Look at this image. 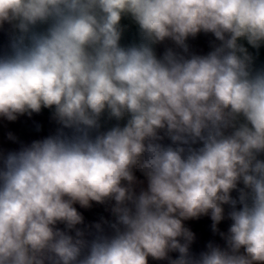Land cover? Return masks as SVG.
I'll return each instance as SVG.
<instances>
[{"label": "clouds", "instance_id": "9594fccd", "mask_svg": "<svg viewBox=\"0 0 264 264\" xmlns=\"http://www.w3.org/2000/svg\"><path fill=\"white\" fill-rule=\"evenodd\" d=\"M6 24L0 119L57 128L0 153V264H264V0H0ZM93 202L113 220L81 227ZM202 216L225 246L195 255Z\"/></svg>", "mask_w": 264, "mask_h": 264}, {"label": "crops", "instance_id": "0c3cea01", "mask_svg": "<svg viewBox=\"0 0 264 264\" xmlns=\"http://www.w3.org/2000/svg\"><path fill=\"white\" fill-rule=\"evenodd\" d=\"M122 23L125 26L122 44L128 45L133 42H138L139 35H138L137 26L129 19H125ZM9 31H10V28L7 24L2 29H0V54H3L8 49ZM213 41H214V37L211 34L200 33L194 38L190 37L187 41L189 45V54L206 55L209 51H211V45ZM166 47H174V45L172 44L171 41H167L165 42V44L159 45L157 47V54L158 55L162 54ZM249 50L253 53V56L255 58L254 66L256 68H264V46H262L258 51L255 49H251V48ZM51 115H52L51 110L42 109V111L39 114L34 113L31 117H28L27 115L21 116L22 117L21 120L25 127H36L37 125H39V127L43 126V128H47L45 125L39 124V122L37 123L35 122V121L43 120L47 124L51 126H55V128H57V125L51 120ZM1 120L2 119H0V121ZM114 123L115 121H111L107 126H111V124H114ZM165 142H168V141H165ZM137 177L141 181L143 180L146 181V179L140 173H137ZM145 183L147 184V182ZM235 195L236 193L234 192L233 196ZM225 207L227 211V206ZM105 216L109 218L108 221L113 220L111 213ZM230 223L231 222L226 219L222 221L218 225V227L223 228L227 231L230 226Z\"/></svg>", "mask_w": 264, "mask_h": 264}, {"label": "rangeland", "instance_id": "374dc122", "mask_svg": "<svg viewBox=\"0 0 264 264\" xmlns=\"http://www.w3.org/2000/svg\"><path fill=\"white\" fill-rule=\"evenodd\" d=\"M22 117H19L16 121H7V120H4L2 119L0 121V150H4L5 152L8 151L9 149V145L6 144V137H8V134L9 133H13L17 138H18V141L17 142H21L23 140V138L27 137L28 139H31V141H36V140H42L44 138H46L47 136L49 135H53L55 134V131H56V128L55 126H51L49 124H47L45 121H35L36 123L39 122V124H42V125H45L47 128H43V126L39 127V130H37V126L36 127H25L23 125V122H22ZM31 131H35V133L33 132H29L30 130ZM15 148V151H19L21 149V145L18 144V143H14V142H11ZM23 144V143H21ZM144 181V184L142 185L143 187H146L147 184L145 183L146 181ZM78 211L81 212V214L84 216V225L81 226V227H84V226H88V225H91L90 223H88L87 221V218L89 215H91V217L95 220H97L98 222L101 221V219H106L108 220L109 218L105 215H108L110 214V211H109V206L108 205H97V208L99 210H101L104 215L100 214V211L99 210H96L95 212H92L90 213V211H87V209H84V208H80V206H76ZM201 222V223H205V224H208V225H212V221L209 217L207 216H202L198 219V222H196L194 225L192 224H188V221H185V226L188 227L191 231H193V233L195 234V239H194V242L195 243H200V236L198 235V232H197V228H198V223ZM106 231H110L109 229H107V226H106ZM221 232H225L227 233V231L223 228L220 229ZM171 255V254H170ZM172 257H174V253H172L171 255Z\"/></svg>", "mask_w": 264, "mask_h": 264}, {"label": "flooded vegetation", "instance_id": "af4514ba", "mask_svg": "<svg viewBox=\"0 0 264 264\" xmlns=\"http://www.w3.org/2000/svg\"><path fill=\"white\" fill-rule=\"evenodd\" d=\"M26 129H28V128H26ZM28 130H30V129H28ZM29 132L35 133V131H31V130ZM12 135L15 137L14 140H9L8 137H6V141L5 142H6L7 145H9L8 151L5 152L4 150L3 151L0 150V153L6 155L9 152L15 151V148L13 147L14 145L11 142L20 144L21 148L24 147V146L30 145L32 143L31 139H28L27 137L23 138V140L21 142H17L18 138L13 133H12ZM21 143H23V144H21ZM97 205H99V204H96L95 202H93L92 207L88 208L87 211H90V213H92V212H95L96 210H99L97 208ZM76 206H79V205H76ZM99 211H100V214H104L101 210H99ZM87 221L91 225L96 223V222H98L97 220L93 219L91 217V215L88 216ZM196 222H198V219L197 220H189L188 224L194 225ZM60 227H63V226L61 225ZM218 228H219V230L221 229L220 227H218ZM196 230H197L198 235L200 236L201 239H200L199 245H198V243H195L193 241V243L191 245V249H190L193 254L199 255L200 252L206 251L207 250V245L210 242L215 244V245H219L220 247H224L225 246L224 239L221 238L219 233H213L212 228H211L210 225L199 222L198 223V228ZM171 255H172V253H171ZM177 256H178V253H174V257L173 258H176ZM149 264H168V261H166V260L165 261H154V260H152L150 258L149 259Z\"/></svg>", "mask_w": 264, "mask_h": 264}]
</instances>
